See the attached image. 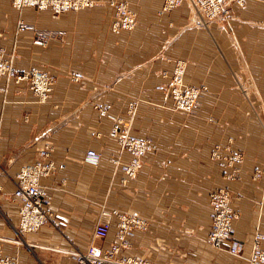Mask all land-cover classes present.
Wrapping results in <instances>:
<instances>
[{"label": "crops", "instance_id": "obj_1", "mask_svg": "<svg viewBox=\"0 0 264 264\" xmlns=\"http://www.w3.org/2000/svg\"><path fill=\"white\" fill-rule=\"evenodd\" d=\"M163 2L127 0L136 26L115 32L110 0L57 15L0 0V46L16 70L37 68L55 78L45 101L24 82L0 78L3 255L22 264H76L70 251L91 241L109 247L116 212L130 211L148 226L129 239L125 255L152 264H247L255 232L264 234V179L253 178L264 166V0L232 6L226 26L195 20L188 2L170 11ZM20 21L36 31H18ZM178 67L184 86H201L191 112L176 109L167 91ZM103 105L152 141L134 177L111 163L129 155L109 136ZM45 146L55 169L40 183L52 217L20 237L15 174ZM88 148L101 153L97 167L83 161ZM236 154L239 161L231 162ZM219 188L236 194L241 256L207 241L209 193ZM97 222L110 224L105 239L92 238Z\"/></svg>", "mask_w": 264, "mask_h": 264}, {"label": "built area", "instance_id": "obj_2", "mask_svg": "<svg viewBox=\"0 0 264 264\" xmlns=\"http://www.w3.org/2000/svg\"><path fill=\"white\" fill-rule=\"evenodd\" d=\"M183 0H165L163 8L171 10ZM196 14L197 20L202 22H225L231 16L232 6H242L246 0H189ZM12 4L19 10L33 8L35 10H48L52 14H61L68 11H79L91 8L95 0H12ZM137 18L135 12L129 8L126 0H116L114 10L113 30H132L135 28ZM18 31H34V25L20 21ZM183 68L178 67L170 85L169 93L176 109L191 112L197 105L201 93L200 86H184L181 78ZM0 78L13 79L15 83L27 82L30 90L43 101L49 96L55 78L48 72L31 69L18 72L13 65L12 56H7L5 49L0 46ZM0 90L4 86L0 84ZM131 106L134 108L133 104ZM101 114L110 122L109 136L116 139L122 151L129 157L126 161L114 158L112 165L126 176L134 177L139 172L142 158L153 151L151 139L133 134L121 118L110 112L107 105L99 106ZM132 108L129 114L132 116ZM211 120V118H210ZM0 121V136H1ZM51 147L45 146L39 150L38 156L24 164L15 174V189L12 196L19 204L17 234L37 232L46 226L52 217L49 211L50 194L40 181L49 176L55 169L50 160ZM238 154L231 158V162H238ZM83 161L91 167H97L101 161V153L93 148L85 151ZM253 178L264 179V166L255 170ZM236 198L231 190L219 188L209 193V219L210 227L207 241L214 248L224 249L232 256H241L246 249L243 241L235 236L234 223L239 214L232 208ZM117 233L116 240L107 248H102L91 241L84 250H72L70 256L76 264H152L149 260L139 256H130L122 253L129 246V239L133 238L137 230H144L146 223L135 213L116 212ZM108 222H97L93 228L92 238L105 239L109 232ZM264 234L255 232L253 242L249 249L247 264H264ZM0 264H22L15 256H6L0 252Z\"/></svg>", "mask_w": 264, "mask_h": 264}, {"label": "rangeland", "instance_id": "obj_3", "mask_svg": "<svg viewBox=\"0 0 264 264\" xmlns=\"http://www.w3.org/2000/svg\"><path fill=\"white\" fill-rule=\"evenodd\" d=\"M115 1L116 0H110V5L113 7V10H115ZM164 2H165V0H164ZM163 2V5L165 4ZM185 2H188L189 3V1L188 0H185ZM126 3H127V0H126ZM190 4V3H189ZM127 5H128V3H127ZM163 5H162V9L164 10V11H170V10H165L164 8H163ZM129 6V5H128ZM191 6V5H190ZM177 7V6H176ZM129 8H131L130 6H129ZM173 9V8H172ZM171 9V10H172ZM191 9L193 10V8L191 7ZM133 10V9H132ZM134 11V10H133ZM68 12H76V11H68ZM231 12H232V10H231ZM66 13V12H65ZM193 13H194V10H193ZM61 14H63V13H61ZM136 14V13H135ZM57 15V14H56ZM194 15H196L195 13H194ZM231 16H232V13H231ZM231 16H230V18H231ZM136 18H137V16H136ZM230 18H228V19H230ZM113 20H114V12H113ZM195 20H196V17H195ZM218 22H220L221 24H223L224 26H226L225 25V23L227 22V21H225V22H222V21H218ZM17 29V28H16ZM18 30V29H17ZM111 30H113V28H112V25H111ZM133 30V29H132ZM34 31H36V28L34 27ZM33 31V32H34ZM113 31H119V30H113ZM127 31H130V30H127ZM31 70V69H30ZM19 72V71H18ZM174 76H175V72H174V75H173V77H172V79H171V82H170V85H171V83H172V81H173V78H174ZM25 83V82H24ZM183 83V82H182ZM26 84V86L30 89V86L28 85V83L26 82L25 83ZM170 85H169V87H170ZM190 86V85H189ZM168 87V89H167V91L169 92V88ZM201 87V86H200ZM170 94V93H169ZM170 96H171V94H170ZM48 97H46L43 101H45L46 99H47ZM37 99H39V100H41L40 98H37ZM171 99H172V96H171ZM173 100V99H172ZM134 106V105H133ZM129 107H131L132 109V112H133V109H135V106H134V108L131 106V103L128 105V107H127V115L129 116V117H131V115L129 114V112H128V110H129ZM98 109L100 110V107H98ZM109 109V108H108ZM125 124H126V126H128V128H129V130H130V124H129V122H124ZM131 131V130H130ZM154 148V147H153ZM114 160V158H112L111 159V163H112V161ZM142 164V163H141ZM122 212H128V213H133V212H130V211H122ZM117 216V215H116ZM142 218V217H141ZM144 219V218H143ZM145 220V223H146V228H147V226H148V222H147V220L146 219H144ZM146 228L144 229V230H146ZM130 245V244H129ZM125 249V248H124ZM140 257V256H139ZM143 258V257H142ZM144 259H146V258H144ZM148 260V259H147ZM150 261V260H149ZM151 262V261H150ZM152 263V262H151Z\"/></svg>", "mask_w": 264, "mask_h": 264}, {"label": "bare ground", "instance_id": "obj_4", "mask_svg": "<svg viewBox=\"0 0 264 264\" xmlns=\"http://www.w3.org/2000/svg\"><path fill=\"white\" fill-rule=\"evenodd\" d=\"M188 1H189V0H188ZM184 2H185V0L182 1V3H184ZM182 3H181V4H182ZM189 3H190V1H189ZM181 4H180V5H181ZM190 5H191V3H190ZM178 6H179V5H178ZM175 7H176V6H175ZM191 7H192V6H191ZM173 8H174V7H173Z\"/></svg>", "mask_w": 264, "mask_h": 264}]
</instances>
